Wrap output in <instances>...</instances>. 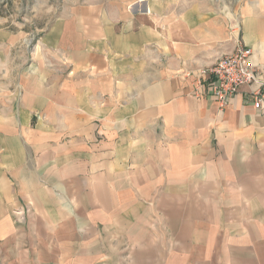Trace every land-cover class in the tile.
Masks as SVG:
<instances>
[{
    "label": "crops",
    "instance_id": "0c3cea01",
    "mask_svg": "<svg viewBox=\"0 0 264 264\" xmlns=\"http://www.w3.org/2000/svg\"><path fill=\"white\" fill-rule=\"evenodd\" d=\"M59 2L0 30V264H264V113L200 75L233 19L264 67V7Z\"/></svg>",
    "mask_w": 264,
    "mask_h": 264
},
{
    "label": "built area",
    "instance_id": "2783aa9c",
    "mask_svg": "<svg viewBox=\"0 0 264 264\" xmlns=\"http://www.w3.org/2000/svg\"><path fill=\"white\" fill-rule=\"evenodd\" d=\"M228 30L236 48L217 58L211 67L201 69L200 75L209 77L206 86L221 109L230 104L242 87H249L252 106L264 113V67L254 63L253 49L240 43V24L228 23Z\"/></svg>",
    "mask_w": 264,
    "mask_h": 264
},
{
    "label": "rangeland",
    "instance_id": "374dc122",
    "mask_svg": "<svg viewBox=\"0 0 264 264\" xmlns=\"http://www.w3.org/2000/svg\"><path fill=\"white\" fill-rule=\"evenodd\" d=\"M174 2L175 5L179 3L181 7L187 4L209 5L214 9L220 8L230 16L236 14L238 17L241 16V8L249 6L250 3H260L261 7H264V0H174ZM58 3L59 0H0V30L11 34L21 31L32 32L36 26H44V19H48L59 10ZM233 22L241 23V20L233 19L229 24ZM12 211L11 223L15 226L26 225L31 217H35L26 208Z\"/></svg>",
    "mask_w": 264,
    "mask_h": 264
}]
</instances>
